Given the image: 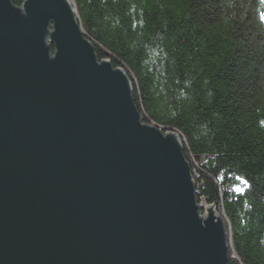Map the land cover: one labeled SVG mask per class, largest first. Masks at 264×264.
<instances>
[{
  "label": "water",
  "instance_id": "water-1",
  "mask_svg": "<svg viewBox=\"0 0 264 264\" xmlns=\"http://www.w3.org/2000/svg\"><path fill=\"white\" fill-rule=\"evenodd\" d=\"M203 206L178 134L141 122L71 1L0 0V264H227Z\"/></svg>",
  "mask_w": 264,
  "mask_h": 264
},
{
  "label": "trees",
  "instance_id": "trees-1",
  "mask_svg": "<svg viewBox=\"0 0 264 264\" xmlns=\"http://www.w3.org/2000/svg\"><path fill=\"white\" fill-rule=\"evenodd\" d=\"M71 1L97 58L129 77L142 122L178 134L227 264H264V0Z\"/></svg>",
  "mask_w": 264,
  "mask_h": 264
},
{
  "label": "rangeland",
  "instance_id": "rangeland-1",
  "mask_svg": "<svg viewBox=\"0 0 264 264\" xmlns=\"http://www.w3.org/2000/svg\"><path fill=\"white\" fill-rule=\"evenodd\" d=\"M71 1V0H70ZM23 3V2H22ZM22 3H21V5H19L20 7L22 6ZM71 3H72V1H71ZM13 4V3H12ZM14 5V4H13ZM14 6H18V5H14ZM72 6H73V4H72ZM81 28V27H80ZM81 30H82V28H81ZM83 31V30H82ZM84 33V32H83ZM85 36V35H84ZM85 38L90 42V40L85 36ZM91 43V42H90ZM92 44V43H91ZM93 46V45H92ZM93 50H94V47H93ZM50 52H51V54H53L54 53V48L51 46V48H50ZM95 53V52H94ZM96 55V54H95ZM96 58H97V56H96ZM98 59V58H97ZM100 60H108V59H98V61H100ZM109 61V60H108ZM110 62V61H109ZM111 64V63H110ZM112 65V64H111ZM114 67V66H113ZM119 68H121V67H119ZM122 69V68H121ZM123 70V69H122ZM124 71V70H123ZM125 73V72H124ZM126 74V73H125ZM127 75V74H126ZM128 77V76H127ZM129 78V77H128ZM129 81H130V79H129ZM130 86H131V83H130ZM131 95H132V92H131ZM132 100H133V98H132ZM133 103H134V101H133ZM134 105H135V103H134ZM136 107V106H135ZM137 109V108H136ZM138 113H139V111H138ZM139 116H140V114H139ZM140 120H141V118H140ZM141 122H142V120H141ZM142 123H144V124H147V125H154V124H151V123H145V122H142ZM154 126H156V125H154ZM157 127H159V126H157ZM162 129V128H161ZM163 131L165 132L166 130H164L163 129ZM167 131H171V130H167ZM166 131V132H167ZM176 133V132H175ZM177 134V133H176ZM179 140H180V138H179ZM182 145V144H181ZM189 164V163H188ZM193 179V178H192ZM202 203V202H201ZM201 203H199V204H201ZM205 207H204V214L203 215H206L207 214V212H208V207L210 206V205H204ZM215 210V209H214ZM215 212H216V210H215ZM217 213V212H216Z\"/></svg>",
  "mask_w": 264,
  "mask_h": 264
},
{
  "label": "bare ground",
  "instance_id": "bare-ground-1",
  "mask_svg": "<svg viewBox=\"0 0 264 264\" xmlns=\"http://www.w3.org/2000/svg\"><path fill=\"white\" fill-rule=\"evenodd\" d=\"M74 13H75V11H74ZM75 16H76V14H75ZM76 20H77V18H76ZM78 22V21H77ZM188 162V161H187ZM190 167V166H189ZM190 172H191V169H190ZM191 177H192V173H191ZM193 180V183H194V189H195V191H196V184H195V182H194V179H192ZM196 195V194H195ZM214 207V206H213Z\"/></svg>",
  "mask_w": 264,
  "mask_h": 264
}]
</instances>
